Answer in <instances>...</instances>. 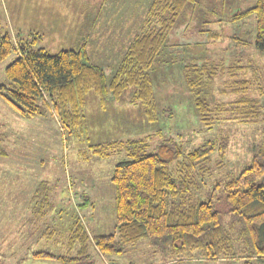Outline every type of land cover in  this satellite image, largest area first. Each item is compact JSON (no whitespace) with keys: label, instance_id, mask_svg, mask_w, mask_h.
I'll return each instance as SVG.
<instances>
[{"label":"rangeland","instance_id":"rangeland-1","mask_svg":"<svg viewBox=\"0 0 264 264\" xmlns=\"http://www.w3.org/2000/svg\"><path fill=\"white\" fill-rule=\"evenodd\" d=\"M137 2L142 4L145 0ZM1 3L2 0L0 34L7 32L14 43L30 40L37 34L19 37L18 34L29 35L24 33V27L20 28L23 33L16 35L17 28L10 25V12L7 16ZM254 3L255 0H199L195 7L183 8L166 45L149 69L156 119L151 122L146 119L140 124L138 108H134L135 116L130 120L131 127L127 132L120 128L124 123L121 117L107 115L96 119V123L88 116L87 128L82 122L83 128L75 134L69 133L62 128L52 108L45 114L47 116L24 118L0 96V134L6 151L0 156V264H61L55 260L36 259L32 253L46 250L57 255H73L77 246L67 252L66 243L69 223L74 220L82 223L90 237L115 231L111 175L115 164L124 159L125 154L114 152L99 157L91 152L92 145L107 142L110 138L149 137V152L154 151L160 139L173 138L180 143L184 153L208 140H227L222 154L213 152L202 169L197 167L192 172L194 185L190 199L211 200L221 211L222 221L228 223L232 216L225 212L224 196L216 184L236 177L250 163L253 154L261 147L263 127L261 123H241L225 118L227 116L214 121L210 127L205 126L200 120L195 99L200 98L212 106L234 98L223 89L229 79L227 67L240 64L246 68L233 79L251 80L253 87L249 93L261 100L264 109V94H260V91L264 92V52L254 47L255 17L249 15L242 20H230L235 12ZM112 18L113 15H109L105 20ZM37 45L42 46L39 39ZM48 47L50 52H55L62 48V44ZM15 56L16 52H13L0 61V84H7L4 69ZM202 64L226 67L212 77H201L191 86L190 80L198 77L195 68ZM133 89H126L121 101L129 96L130 101ZM89 104L87 99L86 107ZM90 126H95L96 130L91 131ZM109 127L113 130L116 127L118 131L113 137L101 132ZM178 168L176 164L172 165L173 172ZM261 182L264 185V179ZM81 191L90 194L91 201L86 204L78 196L77 202L84 204L76 206L72 204L71 196L73 192L76 196L75 193ZM87 247L90 264L169 261L161 259V251L148 239L124 246L121 254H101L89 243ZM198 259V256H182L172 261L178 264H242L243 261L242 257L209 262H197Z\"/></svg>","mask_w":264,"mask_h":264},{"label":"trees","instance_id":"trees-1","mask_svg":"<svg viewBox=\"0 0 264 264\" xmlns=\"http://www.w3.org/2000/svg\"><path fill=\"white\" fill-rule=\"evenodd\" d=\"M193 0H152L143 27L130 41L111 75L90 63L83 46L49 52L37 45L39 35L14 43L10 35L0 34V61L16 52L4 69L7 84H0V96L22 116H44L55 112L62 128L77 133L82 127V108L86 94L96 93L100 99L120 98L133 87L130 101L144 106L147 121L156 119L149 74L153 62L172 30L184 6ZM249 15L255 17L254 47L264 52V0L235 12L231 20ZM226 66L202 64L195 68L197 78L212 77ZM246 67H227L226 89L233 95L228 101L214 105L196 98L200 120L210 127L225 118L241 123H261L262 144L250 163L233 178L216 184L231 214L228 223L221 219L211 200L190 199L194 182L192 172L203 168L213 152L223 153L227 140H208L184 153L179 142L162 138L149 152V137L113 140L92 145L95 156L106 157L114 152L125 154L113 168L115 231L90 237L79 220L72 223L66 251L73 255L39 250L36 259L55 260L61 264H90L87 244L101 254H121L124 246L148 239L165 259L198 256L205 260L242 257V264H264V109L261 100L249 93L251 80L234 78ZM260 94H264L261 93ZM161 135V133H158ZM0 134V156L5 155ZM178 171L173 172L172 165Z\"/></svg>","mask_w":264,"mask_h":264},{"label":"crops","instance_id":"crops-1","mask_svg":"<svg viewBox=\"0 0 264 264\" xmlns=\"http://www.w3.org/2000/svg\"><path fill=\"white\" fill-rule=\"evenodd\" d=\"M151 1L145 0L144 3L138 4L137 0H2L1 7H5L6 13L10 12V25L17 28L16 35L22 32L20 28L26 27L24 33L29 35L18 34L19 37L28 38L31 34L37 33L40 35L39 43L49 52L51 49L48 45L51 44H62L60 50L78 49L83 46L87 60L103 68L105 72L111 75L130 41L142 29L143 19ZM198 2L199 0H193L184 7H195ZM44 11L45 14H43ZM109 15H113V18L106 21L105 18ZM6 23L9 25V22ZM11 33L13 34L12 30ZM214 36L218 35L214 34ZM45 42L48 44L47 47ZM185 67L186 65L182 66L183 70ZM129 97L122 100L124 102L121 101V96L117 99L107 97L102 100L96 93L88 92L82 108V122H84L85 127H88V116L95 119L96 123V119L101 116L113 115L123 119L124 123L121 124L120 128H124L127 132L131 127L130 120L135 116L134 108H138V123L144 124L146 121L144 106L139 105V103L132 104ZM87 99L90 104L86 107ZM33 117L36 116H27L31 119ZM53 117L57 121L56 116ZM111 128L101 132L113 137L114 133L118 131L116 127H114L115 131ZM90 130H96L95 126H90ZM112 139L114 138H110L109 141H113ZM75 194L76 196L73 192L71 196L73 197L72 204L74 203L76 206L84 204L77 202L76 197L78 196L82 202L90 203V194L83 191ZM71 225L72 222L69 223L70 227ZM160 255L163 259L162 252ZM199 260L200 262H209L225 259L205 260L200 258L197 262ZM178 263L169 259L167 262H153L151 264Z\"/></svg>","mask_w":264,"mask_h":264}]
</instances>
